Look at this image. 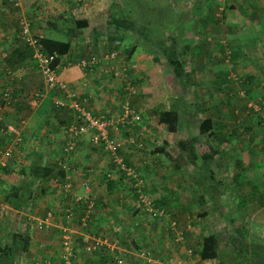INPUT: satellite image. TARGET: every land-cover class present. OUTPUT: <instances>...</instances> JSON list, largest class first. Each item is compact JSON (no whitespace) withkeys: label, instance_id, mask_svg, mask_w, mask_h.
Segmentation results:
<instances>
[{"label":"crops","instance_id":"crops-1","mask_svg":"<svg viewBox=\"0 0 264 264\" xmlns=\"http://www.w3.org/2000/svg\"><path fill=\"white\" fill-rule=\"evenodd\" d=\"M20 1L21 2L19 8L21 9L22 13L18 19V28L20 26L19 21L24 18L29 21L31 31L33 33H42L43 35H45L44 32L48 34H50V32H53L65 34L67 36L68 34H72L71 36H69L70 39L68 38L70 41L68 51L60 55V76L71 82L70 84L80 95L83 93L84 96L88 97L87 99L89 100V104L91 106L90 108L93 110L94 114H101L103 112L106 113L107 116L109 114H112L113 118L115 117L114 115L117 116L116 109L118 108L119 99L123 96V93L120 92L122 82H114L117 83V85H113V87H115L113 89L111 84L106 83V80L109 81V76H114L115 74L118 75V80L123 79L124 74L128 75V73H124V70L128 68V65L121 64L120 61L114 58L110 59V57H115V54L112 55L111 53L116 51L115 49L110 48L111 45H108L107 47L106 44H104L105 38L102 39L105 28H111L110 26L111 24H113V28L117 29V25L114 22L115 18L113 19V16H111L110 13L111 4L116 0ZM216 1L221 2L224 0ZM239 1L240 3H246L249 9H246L243 6L241 7V9H235V6L234 8H230L229 11H226L224 13V23L223 21L217 23L221 26L223 23L224 25L222 27L213 26L212 23H215L214 18L209 17V14L205 15L203 11H199L198 13L193 14L195 19L196 17H202L204 20V23H202L203 25H200V22L197 20V26L200 25L203 28H210V32H212L213 29L214 36L216 32H223L225 40L228 42H221V44H223L222 50L224 49L225 55H227V57L231 59L228 60V58L225 57L224 54V59H222L219 55H216L220 51L219 47L214 51L215 56L211 57L210 59H208V62H206L208 70L205 73V80L207 81L206 83L203 82V88L200 87L201 84L197 85L195 93L197 96L196 100H208L205 103V106L207 108L204 109L207 111L205 112L199 109L196 110L193 113V116H195L197 120L195 122H191L193 124L190 123V127L187 125V129H192L193 131L198 132L201 125L200 122L206 117L210 118L211 122L208 124V131L213 132V134L208 132L201 133L203 135H207L203 139L206 140L207 147L209 148L208 152L211 150V148H215L214 146L221 145L229 151V154H232L231 150L233 152H236L238 151V149H236L237 146L239 147V145H241L256 148V150H258V153L261 155L260 150L257 148L258 146L262 147V144L264 143V0ZM25 2L27 4L26 11L25 6L23 7V3ZM28 8L30 11L28 10ZM41 9L47 12V14H44V12L41 13ZM43 15H46V17L43 18ZM72 17L85 20L86 24L79 28H76L74 24L70 23ZM208 18H211L209 22L207 21ZM60 20H66L68 21V23L60 24ZM217 20L220 21L219 19ZM4 24L5 23H3V25ZM47 29H49L50 32H47ZM18 33L19 32H17V36L19 35ZM5 34H7L5 31H0V67L3 68L4 61L2 59L1 62V55L6 54L10 51L12 54L13 47L17 46L19 43H22V40L15 43L5 42V39L3 38V36H6ZM198 34L199 33L196 32L194 35H197L198 37ZM197 43H199V39L195 40L194 44L196 45ZM215 43L217 44L218 42L215 40ZM1 44L6 45L2 46ZM226 46H229V48H225ZM105 50L107 51L104 53ZM136 53L139 52L135 48L132 53L133 56ZM12 57L16 58V52L12 54ZM91 57H94L95 61H89L88 67H81L78 65V61L82 58L90 59ZM127 59L129 60L130 58ZM25 62L26 63H23L15 70L11 71L10 78H14L15 76L17 79L21 78L22 81L20 85V91H18L20 92V94H18V96L16 94V97H14V99L16 98V101L19 100L17 108H19V105L22 104L20 106V109L24 108L23 106H29L31 112L27 117L25 116L14 120H23V141L20 144L17 143L13 148L12 157L8 162V167H6L10 170L7 173L3 170V168H1L0 178L3 180V183L5 182V185L7 186H10L12 183H15V181H18L20 179L30 182L32 195L29 199L27 198L22 200L20 206L18 207H16V205L11 203L10 201H7V203H5V201L1 199V197L4 196L0 195V207L2 209L9 208L12 210L14 207L16 211L22 210L25 218L23 217V215H21V219H23L21 223L23 224L20 229L24 232L15 231L13 233L26 232V234L30 236V244L28 247V250L30 252L18 251L17 253H14L13 264H28L31 262L36 263L41 262L40 260L44 258H46L47 262H41V264H64L63 260H59L61 259L60 256H62L60 254L61 247L60 249L59 246L56 247V244H59V242H61V231L59 235H57V228L60 229L61 224L67 225L70 228V226L74 225L76 222H79L78 216L80 218L83 216L81 215V212L83 211L82 203L86 205V201L89 198L87 197V195H90V198H93L94 201L96 200V203L94 205L95 209L93 207V213L96 212L97 215L95 216V218H93V222L96 224H101L105 221L109 222V220L105 218L104 210H107V212L111 213V207L106 206L107 204H105L101 198H97L96 194L103 196L104 201H106L107 195L109 193L111 194V191H108L109 189H107V184L102 174L112 168L113 165L111 164L108 155L102 146L90 143L88 134L75 135L69 132L67 126L73 120L72 109L69 108L68 105L62 106V108H58L53 104L55 89H46L43 97L37 101L38 103L36 102L35 106L30 103V100L33 99L31 95L35 92L36 89V78H34V74L37 76V78L39 77V83L42 84V86H44V76L38 68H36L35 66L33 67L31 62ZM131 65H134V63ZM31 68H35V71H32ZM119 69L123 71L121 72ZM17 72L21 74L20 78L17 75ZM198 74L200 73H196V75ZM1 75L2 79L0 82H2L3 84L9 79L8 75L5 73V69L3 73H1ZM214 82H216V84ZM243 89L245 92V101L243 100V102H240L241 100L239 98H236L233 102V98H231V96L233 95L232 90L240 91ZM58 93L59 92H57V94ZM136 98L137 96H133L134 103L136 101ZM218 98L225 100L224 104H227V106H224L225 109H228V105L231 106V112L237 114V116L235 117V123L238 122V124L240 125L239 131L241 129H244L245 132L243 131L241 133H233V126L226 125L227 121H225L224 119L221 120L217 116L218 114L229 112L228 110L218 113H215L212 110L211 103H213L214 107L216 106V103L212 100ZM27 99L29 100V105H27L26 103ZM258 103L260 107L256 108L255 105H258ZM123 105L124 103L122 104V107ZM5 107L12 108L13 106L8 105ZM13 109L15 108L13 107ZM133 109L131 110L135 111L137 108L135 110ZM194 110L195 104L192 107V111ZM253 110L255 112H253ZM9 111L11 110H8L7 112ZM254 113H256V115ZM132 114L133 112H130L128 117ZM150 114L152 115V112H150ZM259 114H262L263 116H259ZM19 115L23 116V113H19ZM19 115H17V117ZM137 115V121L135 120L134 124L129 125L137 129V134L142 133L143 131L147 132L154 127L153 125H148L146 123L142 126L138 124L145 121V118L139 112H137ZM151 115L149 117H151ZM152 116L154 117L155 113ZM9 117H11V115ZM9 117H5L6 119L2 118V112H0V129L3 128L2 126L6 124L7 121L12 120V118L9 119ZM183 117L186 118L187 121H189L188 115L185 114ZM140 119H142L143 121H140ZM222 125L223 128L221 127ZM242 126H244V128ZM121 131L122 130H119L118 132L116 131V135L120 136V134H123ZM130 131H133V129H131ZM0 133L2 134V137L0 135L1 150L5 146H7L10 135L8 136V134L4 131ZM147 135L148 133H145V136L147 137V139H145L148 141L150 137ZM219 136L221 137L219 138ZM71 138L76 139L75 148L72 151L67 152L68 154L65 155L66 160L64 161L65 166H63V162L59 161L60 149H62L61 147L63 145L65 146V144L68 143ZM124 140L125 143L123 148L121 149V154L130 163L141 162L139 161V156L143 158L144 155L143 153H141L137 156V149L135 146L134 138L133 140H129L127 138H125ZM212 150L215 151V149ZM38 152L40 153L39 157L36 156ZM256 153H254V157L249 156L250 154L247 153V160L242 161L239 156H236V160L234 161V163H239V165L242 166V169L234 170L233 165H229V169L225 170L227 167L226 166L223 173L229 171L230 174L227 173L228 176L234 178L233 174L236 175V173L239 174L241 172H247V177L249 175V177L260 181L262 185V191L259 190L261 191V195L259 193L258 201H256L254 198L251 199V197L246 200L242 198V203L240 205L241 199L237 198L235 199V203H238L235 204L236 208L233 205L231 209L234 212H248L247 216L249 217L246 219V221L249 222V228H254L252 230L253 233H258L257 235L264 237V185L262 184L264 183V158L260 157L259 159L255 155ZM241 156L244 157V155ZM218 158L219 154H214L212 158H209L208 162L213 164L210 165L211 167L207 166V172H220L217 171V169L219 168L216 167ZM35 160L39 161V164L40 166H42V168L47 167L51 169L46 171L45 173L41 172L40 176L36 177L35 179L29 180L27 178V175L28 173H30V165L33 164ZM58 166H61V168H64L65 170L58 168ZM112 170L116 171V169L114 168H112ZM211 178L214 179L215 175H211ZM85 182H88V184H85ZM236 184L239 185L238 182L234 183V185ZM257 190L258 189L251 190L250 192ZM209 191L210 195L199 192V194H195L193 195V197H196L197 195H203L202 203H208V198L214 200L215 194L221 196H224L226 194L227 196H225L230 200H232L233 198V194L231 193V191L227 192L223 191L222 189H219L217 193L214 190ZM192 193L194 192L192 191ZM116 197L117 199H119L122 196L117 195ZM126 203L128 204V202ZM194 203L195 201L193 202V204ZM227 204L230 209L229 203ZM85 205L84 207H86ZM66 209H70L72 211V218H68L66 216ZM121 210L126 211V208L122 207ZM47 212H51V215L47 217V222L43 223V225L41 226L37 225L40 219H44L46 217ZM122 214L124 215L123 212ZM109 215L112 216V214ZM25 219L28 223L30 222L27 229H24V223L26 222ZM119 219V223L122 224L123 219ZM240 219L242 220V217ZM246 221L242 225H244V227L248 231ZM119 228L120 227H115V229ZM13 233L11 234L10 239L8 238L4 240L3 245L12 241ZM59 236L60 240L58 239ZM75 237L77 243L79 244H74V249H76L75 255L77 254V249L79 247L80 250L84 253V251L86 250L81 244L86 242V236L84 235V233L82 234V232L79 231V233L75 234ZM57 248L59 249V252ZM109 251L113 252V250H107V252ZM95 257H98V255H95ZM99 257L102 258V254ZM98 260H93V258H90L89 253H85V255L82 254V256L76 255L74 258L75 264H103V260Z\"/></svg>","mask_w":264,"mask_h":264},{"label":"rangeland","instance_id":"rangeland-1","mask_svg":"<svg viewBox=\"0 0 264 264\" xmlns=\"http://www.w3.org/2000/svg\"><path fill=\"white\" fill-rule=\"evenodd\" d=\"M26 5V2L23 3V7ZM234 6L235 9H241L242 6L246 9H249L246 3H240L239 0H224L221 2H218L216 0H116L111 4V16H113L114 18L125 19L127 25L128 23H130V27H128L127 29L118 27L120 25H117V29H115L112 26L113 24H111V28L107 27L104 29L102 38H105L104 44H106L107 47L108 45H111L110 48H114L115 50H117V54L115 55V57H110V59L119 58L121 59V64L128 65V69L126 68L124 70V73H128V75L124 74L123 79L118 80V75L115 74L114 76H109V81L106 80V83L111 84L113 89L115 88L113 87V85H117V83L114 82L117 81H120V83L122 82L123 85L128 87V92L126 94H123V96L119 99L118 108L116 109L117 116L114 115L115 119L119 118V122L116 123L115 126H112L111 132L115 133L116 135L119 130H122L121 132L123 134H120V136H122L123 138L132 136L135 141V146L137 149V151H135L137 153V156L138 154L140 155L141 153H143V158L139 156V161L141 162L138 163L141 164H138L136 162L131 163L139 170H141L143 175H145L143 181L145 185L142 186V192L145 194L146 198L148 195L152 197H159L164 193H168L170 197H175L174 193H177L179 199L176 201L174 200V202H171L170 204L166 203L163 206L164 210L161 212L163 216L158 217L159 219L156 220L154 219L155 217L150 215L147 211L141 209H136L138 211L135 212H133V208L122 211V208L117 204L116 196H124L128 193L129 190L128 178H122L119 182V185L121 186V184H127L126 189H124L122 186H118L116 190L107 195L106 201L103 200V196L96 194L97 198H101L102 201L107 204L106 206L111 207V213L107 212V210H104L105 218L108 219L109 222L105 221L101 224L97 223L98 227L96 226V233L83 230L84 228L79 222H76L74 225L70 226L71 229L69 228V230H71L73 243L75 245L78 244L75 234L79 233L80 231L86 236V241L88 240V244H95V246L97 244H104L106 246L105 248H108L107 250H113V252H109L112 253V256H116V258L118 259L117 264H217L215 258L201 259L199 257L197 251H195L198 247L197 242L202 238L203 234H207L209 232H218L221 237V241L224 240L223 243H225L230 234H235L236 225H240V223L244 224L246 219L249 217L247 216L248 212H234L231 208L233 205L235 207V204H238L235 203V199L237 198L241 199L240 205L242 203V198L246 200L251 197V199L254 198L256 201H258L259 193L261 195L262 191V185L259 180L253 179L252 177H249V175L247 177V172L236 174L235 181L233 179L228 180V174H230L229 171L223 173L224 171L218 170L220 172H216L214 173V175L216 179H221V182L218 184V186L215 185V188L222 189L223 191L227 192L231 191V193L233 194L232 200L227 198L226 194V196L215 194L214 200L208 198V203L204 202L201 204H197L193 195L199 194V192L210 195L209 190H213V188L210 187V184L214 183V179L211 178L209 172L203 174L202 171H196L198 169V166L200 164L203 165L204 162L200 160V158H198L197 160L195 159L196 161L193 162L192 160H188L186 157H184L183 154L180 157V149L176 146L173 139L168 137L169 133L167 134V137L171 140V142L168 145L162 144V136L160 135V133L158 134L155 129H153L154 127L147 132L143 131L142 133L137 134V129H135V127L129 126L132 125L131 119L134 121L138 119L137 113L133 112L132 110L130 111L133 112L131 116H125L123 119L121 118V116H123L124 114V107H122V104L131 102L133 100V96H137L134 105L138 110H140L141 113L152 112V115L155 113L154 117L151 115V117L145 118V121L140 119V121L143 122L138 124L142 126L146 123L148 125L155 126L158 112L152 111V107L146 105V99L143 96L144 93H141L139 91L141 89L143 91H148L152 73L155 74L158 71L161 74L163 73L164 75L170 74L169 72L172 70L171 65L167 63V59H170L171 57H177L181 60L182 66L185 70L192 69L189 82L193 83L189 90L187 89L185 93L179 94V97H176L177 104H182L183 102L182 105L178 106V108H180V112L178 116L177 126L179 129H183L186 132L191 131L192 133V130H187V125L190 127V123L197 120V118L193 116V113L198 109L202 110L200 109V107L197 108L196 105L195 110L192 111V107L194 106L195 102H197V96L195 93L196 87L197 85L201 84L200 87L203 88V82L206 83L207 80H205V73L208 70L206 62H208V59L215 56L214 51L217 48L220 47V51L216 55H219L222 59L227 57V55H225L224 49L222 50L223 44H221V42H228L225 40L223 32H216L214 36L213 29L212 32H210V28H203L200 25L197 26L196 21L198 19L201 20L202 17H196L195 19L193 14H196L199 11H203L205 15L212 14L215 20V23H212L213 26L222 27L224 25L223 23L225 19L224 13L226 11H229L230 8H234ZM42 12H44V14H47V12H45L43 9H41V13ZM21 13V9L16 5H13L10 0H0V31H5L7 33L5 34L6 36H3L5 42H18L15 39V36H17V32H19L18 19L21 16ZM44 17H46V15H43V18ZM217 19H219L220 21H218ZM207 21L209 22L210 20ZM221 21H223L222 26L217 24ZM59 22L60 24L68 23V21L66 20H60ZM3 23L5 24L3 25ZM118 28H121L118 31V36H120L122 39L118 36H115L117 34ZM47 32H50V30L47 29ZM196 32L199 33L198 37L197 35H194ZM44 34L45 35L42 38L43 44L45 43L44 37L61 39H65L66 37H68L65 36V34L53 32H50V34L44 32ZM110 37L119 38V42H116L117 44L108 43V41L112 40V38L110 39ZM197 39H199V43L195 45L194 43ZM215 40L218 42L217 44L215 43ZM134 44L136 45L135 48L139 53H136L134 56L132 54L130 56V59L128 60L127 49H130ZM1 45L5 46L6 44ZM225 48H229V46H226ZM106 51L107 50H105L104 53ZM223 54L225 55V57ZM154 55H157L159 59L155 60ZM227 58L228 60L231 59L229 57ZM133 63L134 65H131ZM34 69L35 68H31L32 71H35ZM119 70L121 72L123 71L121 69ZM3 71L4 68L0 67V81L2 79V75H4H1ZM198 72L200 74L196 75V73ZM17 75L21 76V74H19L18 72ZM34 78H36L35 88H37V86L39 85H42L39 83V77L37 78L35 74ZM214 83L216 84V82ZM1 84L2 82H0V85ZM244 93V89L240 91L232 90V101L234 102L236 98H239L241 100L240 102H243V100L245 99ZM55 94H57V91H54V95ZM162 98V100L165 101V104L166 102H170L166 101L165 94L162 96ZM212 101L216 103L215 107L213 103H211V108L215 113L224 112L226 110L229 111L227 113L225 112L224 114H218L217 116L221 120L224 119L225 121H227L229 126H234L236 121L235 117L237 116V114L231 112V106L228 105V109H225L224 106H227V104H224L225 100H222L221 98ZM87 102L88 106L91 107L88 99ZM21 105H19V108L15 106V109H13V107H5L4 109L1 108V110H3L2 118L6 119L5 117H9L11 115L9 119L12 118V120L14 121L17 118L25 116L27 117L31 112L30 107L23 106L25 109H20ZM32 105L35 106L36 103ZM133 108L134 107H131L130 104L129 109ZM8 110L11 111L7 112ZM21 111L23 113V116L19 115V113L22 114ZM253 112L255 111L253 110ZM101 114L106 115V113L103 112ZM185 114L188 115L189 121H187L186 118L183 117ZM254 114L256 115V113ZM17 115L19 116L17 117ZM260 115L263 116L262 114H259V116ZM109 116H112V114H109L108 117ZM2 127L4 128L5 124ZM242 127L244 128V126ZM131 129H133V131H130ZM0 132L3 131L0 130ZM194 132L197 135V138L195 139L197 152L200 154L203 151H208L209 148L207 147L206 140L203 139L207 135H203L199 133V131ZM145 133H148L147 136L150 137V140H146L147 137L145 136ZM0 135L2 137L1 133ZM9 143L10 142H8L7 145ZM222 147L224 148V146ZM236 149H238V151L236 152H233L231 150L232 154H229V151L227 149L221 150L220 154L226 160L222 161V159L218 158L216 167H220L219 164L220 161H222L221 163H223V169L227 166L225 170L229 169V165H233L234 170L242 169V166H240L239 163H234V161L236 160L235 157L239 156V158H241V161L247 160V153L250 154L249 156L254 157V153L257 152L255 155L259 159L260 157L264 158V143L262 144V147L258 146L257 148L260 150L261 155L258 153V150H256V148H251L248 146L239 145V147L237 146ZM254 149L256 152L254 151ZM241 155H244L245 158ZM185 158L186 160H184ZM211 164L213 163H209V166ZM200 177L202 178L200 179ZM27 178L29 179L28 175ZM236 182H238L239 185H234V183ZM262 184L264 185V183ZM256 189L258 190L250 192L251 190ZM192 191L194 193H192ZM1 199H3L5 203H7L8 201L5 197H1ZM194 201L195 203L193 204ZM227 203H229L230 209ZM171 204L177 205L173 206ZM121 211L124 213V215ZM164 211L165 213H163ZM109 214H112V216H110ZM21 215H23V217L25 218L22 210L16 211L14 207L13 210L9 208L2 209L0 207V246L4 244V240L8 238L10 239L13 232H24L20 229L23 224L21 223V221H23V219H21ZM96 215L97 213L95 212L91 217L95 218ZM241 217L242 220L240 219ZM119 218L123 219L122 224L119 223ZM168 221L174 225V228L178 233V242L176 240V235L174 236L171 230H169L166 226V223ZM152 223H154L153 226ZM246 223L249 231H247V236L254 238L256 242L264 243V237L257 235L258 233H253L252 230L254 228H249L248 221H246ZM29 224L30 222L28 223L26 220V222L24 223V229H27ZM112 225L120 228L114 231L115 227ZM125 226L129 228L127 229L129 232L126 235L127 241H122L120 236ZM132 226L134 227L130 228ZM179 230L183 231L182 238L180 237L181 234L179 233ZM57 235H59V233H57ZM251 238L249 240H251ZM58 239L60 240V236ZM96 241H98L97 244ZM58 246L59 249L60 247L62 248V242H59V244L57 243L56 247ZM59 249L57 248L58 251ZM85 253H89L90 258H93V260L96 258V253L88 251H84L83 253V251L80 250V247L77 249L76 255L82 256V254L85 255ZM104 261L105 262H103V264H112L111 262H108L109 258ZM28 264L35 263L31 262Z\"/></svg>","mask_w":264,"mask_h":264},{"label":"trees","instance_id":"trees-1","mask_svg":"<svg viewBox=\"0 0 264 264\" xmlns=\"http://www.w3.org/2000/svg\"><path fill=\"white\" fill-rule=\"evenodd\" d=\"M28 10H29V8H28ZM25 11H26V6H25ZM209 17L214 18V16L212 14L209 15ZM211 18H208V20H210ZM113 19H114V17H113ZM198 21L200 22V25H203L202 24V23H204L203 18L201 20L198 19ZM114 22L116 23V25H120L118 27H123L124 29H127L128 27H130L129 26L130 23H128V25H127L125 19L115 18ZM70 23L74 24V26L76 28H79V27L85 25L86 21L72 17L70 20ZM120 29L121 28H118L117 34L115 36H118V31ZM69 35L70 34H68V37H66L65 39L44 37L45 43L43 44V46H44L45 51H49V52L55 51L57 54L56 60L58 62L60 61V55L63 53H66L69 49V45H70ZM65 36H67V35H65ZM118 37L121 38L120 36H118ZM111 38L112 37H110V39ZM119 38L113 37L111 42L110 41H108V42L111 44L112 43L117 44L119 42ZM15 39L18 42L22 40L20 34L18 36H15ZM135 47H136V45L134 44L131 46L130 49H127L128 50V53H127L128 58H130V56L132 55L133 51L135 50ZM112 49H114V48H112ZM115 51H116L115 52V55H116L117 50H115ZM14 52H16V58L12 57V54H14ZM12 54L10 51L3 56V61H4L5 65L11 71L15 70L17 67H19L23 63H26L25 61L31 62L33 67L35 66L36 68H39L37 62L35 61V59L33 57V48L29 44L24 42L23 40H22V43L13 47V53ZM114 59H116V58H114ZM154 59L158 60L159 58L157 55H154ZM116 60L120 61L121 59L117 58ZM167 63L169 65H171L172 71L169 72L170 74L164 75L163 73L161 74L158 71L155 74L152 73V75L150 77L151 81L149 83L148 91H143L141 89L139 92L144 93L143 96L146 99L147 105L152 107L154 112H158L157 120H156V124L154 126V129L158 134L160 133V135L162 136V144L168 145L171 142V140L168 137L172 138L173 141L175 142L176 146L180 149V152H179L180 157L183 154L184 157H186L188 160H192L193 162H195L198 158H200V160H202L204 162V164L203 165L200 164L196 171L197 172L202 171L203 174H206L207 173L206 170L208 169L207 166H209V162H207V161L209 160V158H212V156L214 154H219V158L222 159V161L226 160L220 154V151L225 150V148H223L221 145H217V146H214L215 148H211V150H210L211 152L210 151L209 152L203 151L202 153L199 154L197 152V147H196V143H195V141H196L195 139L197 138L196 133L192 129H190V130H192V133H191V131L186 132L183 129L178 128L177 122H178V116H179V112H180V108H178V106L182 105L183 102H182V104H177L176 103V97H179V94L185 93L187 91V89L189 90L191 88L193 83L192 82L190 83L189 80L191 77L192 69L185 70L182 66L181 60L177 57H173V58L171 57L170 59H167ZM60 68H61V64H60ZM6 74L8 75L9 79L0 85V104L2 105L5 102V100L2 99L3 88L9 86V87H11V89L13 91L11 94L12 98L9 99V105L13 106L15 108V106L18 107L19 100H17V101H16V99L14 100V97H16V94L18 96V94H19L18 91H20V87H21L20 85H21L22 81H21L20 76H19L20 79H17L15 76H14V78H10L9 72H6ZM17 81H19V82L17 83ZM163 84H164V86H163ZM220 85H221V82H220ZM43 89H44V86L39 85V86H37V88L35 90H43ZM120 89H121L120 92H122L123 94H126L128 92L127 91L128 87L123 85V84L120 87ZM55 91H57V90H55ZM164 94L166 95V101H170V102H166V104H165V101L162 100L163 99L162 96ZM31 96L34 97V93ZM27 100H26V103H27V105H29L28 104L29 100L28 101ZM162 101H164L163 102L164 105L162 104ZM206 101L207 100H197V102H195V107L197 105V108L200 107V109H202L203 111H206V110H204L207 108L205 106ZM129 103L131 104V107L133 106L135 109L137 108L133 104L134 103L133 100L131 102H127L128 106L130 107ZM160 103H161V105L159 107ZM163 106H165V107H163ZM58 108H62V107H58ZM135 109H133V110H135ZM255 111H256V109H255ZM134 112H136V113L139 112L140 114L143 115L144 118H147L151 115L150 113H147V112L141 113L140 110H138V109H136ZM134 122L135 121L132 120L131 124H134ZM210 122H211L210 118H207V117L204 118L200 122V124L202 126L200 125V127H199V133L208 132V133L213 134V132L208 131V124ZM226 125H228V123ZM221 127L223 128V125ZM239 128H240V125L238 124V122L235 123V125L233 126V133H239V132L241 133L243 131L245 132L244 129H241L239 131ZM0 130L3 131V129H0ZM187 130H189V129H187ZM168 133H169V136L167 137ZM219 133H220V131H219ZM23 136L24 135H22V140L20 142H18V144H20L23 141ZM220 137L221 136H219V138ZM74 139L75 138H71L70 140H73L76 143V139L75 140ZM148 140H150V139H148ZM66 144H65V146H66ZM65 146L63 145L61 147L62 149H60V154H59V161H61L63 163L66 160L65 155L68 154L67 153L68 150L65 149ZM74 148H75V145L69 151H72ZM212 149H215V151ZM39 154L40 153L38 152L36 154V156L39 157L40 156ZM186 158L184 160H186ZM228 158H229V156H228ZM228 158H227V161H228ZM125 161L128 164L133 165L130 162H128L127 160H125ZM175 161H178V160H175ZM110 162L113 165V162L111 160H110ZM219 165H220V167H218L219 169H217V171L218 170L224 171V169H222L223 163H220ZM6 167H8V164L3 167V170L8 173L10 169H8ZM133 167L135 168L136 171H138L139 175L143 178V181H144L145 175H143L142 171L139 170L134 165H133ZM58 168L65 170L64 168H61V166H58ZM112 168H114V166ZM112 168H110V170L116 174V171L112 170ZM50 169L51 168H47V167L42 168V166H40V164H39V161L35 160L33 162V164L30 165V169H29L30 173H28L29 180L35 179L36 177L40 176L41 172L45 173L46 171H48ZM106 172L107 171H105V173H103L102 175L106 181L107 189H109L108 191H111V192L116 190V188L118 187V184L122 178L127 177L126 174H124V172H122V171L117 172V175H119V176H117L116 178H111V177L107 176ZM209 175H214V173L209 172ZM233 176H234V178L229 177L228 180L233 179L235 181L236 175L233 174ZM201 178L202 177H200V179ZM132 181H134V179L128 178V183H129L128 184V187H129L128 193L124 196L121 195L122 197L119 199L116 198L117 204L121 208L122 207H125L126 209L133 208V212L138 211L136 209H141V210L147 211L150 215L155 217L154 218L155 220L159 219L158 217L163 216L162 214L153 215L146 209L147 208L146 202L143 201L141 199V196H140L141 194L145 195L142 192L143 187L134 185L132 183ZM238 181H239V179H238ZM220 182H221V179L214 178V183L210 184V187L213 188V190L216 193L219 191V189L218 188L216 189L215 185L218 186V184ZM86 183L88 184V182H85V184ZM126 185L127 184H124V185L121 184V186L124 189H126ZM143 185H145V184H143ZM174 194H175V197H170V195L168 193H164L159 197H152V196L148 195L147 199L151 203V206L153 208H158V209L164 210L163 206L166 203L170 204L171 202L173 203L174 200L175 201L178 200V194L177 193H174ZM0 195L4 196L8 201L15 204L16 207H18V206H20L22 200L27 199V198L29 199L31 197V195H32L31 184H30V182H27L23 179H20L18 181H15V183H12L10 186H7V185H5V183H3V180L0 178ZM195 200H196L197 204H201L203 202V195H201V196L197 195L195 197ZM126 202H128V204ZM95 203H96V200L94 201V205H95ZM84 205L85 204L82 203L83 211L81 212V215L85 214ZM171 205L176 206L177 204H171ZM163 213H165V211ZM92 215L93 214H90V215L88 214V216L85 218V222L83 220H81V218L79 216H78V220H79V223H81L82 227L87 232L96 233L97 232L96 231L97 224L93 222V218L91 217ZM153 224L154 223H152V226H153ZM166 225L168 226L167 228L169 230H171L172 234L174 236L176 235V237H177V232L173 228V225H171V223L169 221L167 222ZM133 227L134 226H132L131 228H133ZM127 229H129V228H127L125 226V229H123L121 232L120 238L122 241L126 240V235L129 232ZM57 231H58V233H60V231L62 232V229L57 228ZM114 231H116V229ZM182 234H183V231H182ZM182 237H183V235H182ZM249 239L250 238L247 236V229L244 227V225H242V224L236 225L235 234L234 235L230 234L229 237L226 239L225 243H223L224 240L221 241V237H220L218 232H209V233L203 235L202 239L198 242V244H197L198 247L195 251H197V253L201 259L215 258L217 261V264H264V243L260 242L261 243L260 244L259 242H256V240L254 238H251V240H249ZM61 240H62V238H61ZM176 240H177V242L179 241L178 238H176ZM87 243H88V240L83 243L84 245L83 244H81V245L84 247V249L86 251L94 252V253H96V255H98V257H96L95 260H98V258H99L98 261L103 260V262H105L104 260L109 258L108 262H111L112 264L118 263L116 256H112V253L107 252V248H105L106 246L104 244H97L96 246H94L90 249H87V248H85ZM29 244H30V236L28 234L18 233V232L13 233L12 241L10 243H7L5 245L0 246V264H13L14 263V259H13L14 253H17L18 251L30 252L28 250ZM256 244H258V245H256ZM75 250L76 249H74V256H73V259L71 261L72 262L71 264H75V262H74V258L76 256ZM101 254H102V258L99 257ZM60 258L61 259H59V260H63L62 256H60ZM45 259L46 258L41 259L40 261L42 262Z\"/></svg>","mask_w":264,"mask_h":264},{"label":"built area","instance_id":"built-area-1","mask_svg":"<svg viewBox=\"0 0 264 264\" xmlns=\"http://www.w3.org/2000/svg\"><path fill=\"white\" fill-rule=\"evenodd\" d=\"M13 5L20 6V0H10ZM19 34L24 42L29 44L33 48V57L38 64V69L44 76V89L43 90H35L34 97L30 100L31 104H35L38 100H40L45 90L55 89L59 93L53 96V104L57 107H62L68 105L69 108L72 109L73 120L68 124L67 128L70 133L79 135V134H88L90 143L94 145H100L103 147L105 152L108 155V158L115 164V169L117 168L119 171L124 172L129 179H134L132 183L137 186H143V178L139 175L138 171L135 168L128 164L123 156L120 153V150L123 148L125 143V138L122 136L115 135L111 132L112 126H115L118 123L119 118L115 119L112 116H106L104 114H94L93 110L88 106L87 96L80 95L75 88L64 78L60 76V63L56 60V53L54 51H45L42 38V33H33L30 28V23L28 20L22 18L19 21ZM112 55L115 52L111 53ZM1 55V62L3 56ZM89 61L94 62L95 58L91 57L90 59L82 58L78 61V65L81 67H87ZM1 65V64H0ZM5 73L9 72L11 74V70L4 63ZM12 89L7 86L3 88L2 91V99L5 102L0 104V112L1 108H5V106L9 105V99L12 98ZM242 93V92H241ZM16 99V98H15ZM14 99V100H15ZM256 108H259L258 105H255ZM124 114L121 116L123 119L125 116H128L131 109H129L128 104H124ZM23 120L19 119L18 121H7L5 127L3 129L4 132L10 135L9 144L0 150V169L6 166L12 157L13 148L15 145L22 140V124ZM132 137V136H131ZM131 137H126L129 140H133ZM75 142L73 140L68 141L65 146L66 150H70L74 147ZM65 166V163H62ZM106 175L109 177H114L112 171L108 170ZM141 199L146 202V209L153 215L161 214L162 209L153 208L151 203L148 201L145 195L141 194ZM86 201L85 214L81 217L85 222V218L88 214L93 213L94 207V199L90 198V195ZM148 203V204H147ZM72 211L70 209H66V216L68 218H72ZM51 215V212H47V215L44 219H40L38 225L41 226L43 223L47 222V217ZM62 233H61V255L64 264H71L73 256H74V243L71 235V230L67 225L61 224ZM182 238V232H179ZM178 235V233H177ZM178 238V237H177ZM179 239V238H178ZM98 241H96V244ZM94 245H90L87 243V249L94 247ZM118 260V259H117ZM42 262H47L45 261ZM35 264H41V262H36ZM114 264V263H113Z\"/></svg>","mask_w":264,"mask_h":264},{"label":"clouds","instance_id":"clouds-1","mask_svg":"<svg viewBox=\"0 0 264 264\" xmlns=\"http://www.w3.org/2000/svg\"><path fill=\"white\" fill-rule=\"evenodd\" d=\"M55 52V51H54ZM56 53V52H55ZM57 55V54H56ZM134 112V111H133ZM128 117V116H127ZM131 121H132V119H131ZM23 134V133H22ZM113 134H115V133H113ZM3 149V148H2ZM120 153H121V150H120ZM122 155V154H121ZM123 156V155H122ZM123 158H124V160H126L125 159V157L123 156ZM110 160V159H109ZM113 166H114V169H115V164L113 163ZM133 166V165H132ZM110 170V169H109ZM111 171V170H110ZM119 170L116 168V174L114 173V172H112L113 173V176L114 177H111V178H116L117 177V172H118ZM107 172H108V170H107Z\"/></svg>","mask_w":264,"mask_h":264}]
</instances>
